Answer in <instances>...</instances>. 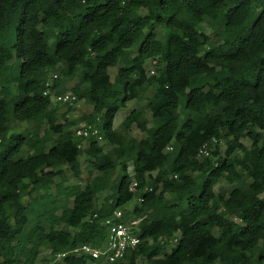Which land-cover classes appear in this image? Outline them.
Instances as JSON below:
<instances>
[{
  "label": "trees",
  "instance_id": "1",
  "mask_svg": "<svg viewBox=\"0 0 264 264\" xmlns=\"http://www.w3.org/2000/svg\"><path fill=\"white\" fill-rule=\"evenodd\" d=\"M50 71L91 110L44 95ZM132 100L152 125L114 126ZM117 209L141 242L107 264H264V0H0V264H102L73 250Z\"/></svg>",
  "mask_w": 264,
  "mask_h": 264
},
{
  "label": "built area",
  "instance_id": "2",
  "mask_svg": "<svg viewBox=\"0 0 264 264\" xmlns=\"http://www.w3.org/2000/svg\"><path fill=\"white\" fill-rule=\"evenodd\" d=\"M154 60V64H156ZM151 74L155 73L152 69ZM58 73L49 74V78L46 82L47 88L44 91V95H52L53 102L56 103H74L79 102L76 94L72 90H67L64 93L57 94L53 89V82L58 77ZM76 134L80 137L88 138L90 135H98L99 130L95 125L88 123H81L76 129ZM218 140L213 138L211 142L205 143L199 150V159L212 155V151L216 148ZM82 146V145H81ZM172 149V147H168ZM138 183L134 180L131 184V190L137 192ZM135 201L141 202V196H136ZM123 210L117 209L113 215L105 219L104 223L107 227V236L105 242L101 246H92L90 244L82 245L73 250L77 254H88L93 258L100 259L102 264L114 263L117 259L123 257L126 250L134 248L141 242L140 236L137 234L136 227L132 223L126 222L122 219ZM171 243L175 242L176 239H170ZM70 252V251H69ZM69 252L58 253L55 255V261H61Z\"/></svg>",
  "mask_w": 264,
  "mask_h": 264
},
{
  "label": "rangeland",
  "instance_id": "3",
  "mask_svg": "<svg viewBox=\"0 0 264 264\" xmlns=\"http://www.w3.org/2000/svg\"><path fill=\"white\" fill-rule=\"evenodd\" d=\"M142 12H143V13H147V10H146V9H143ZM202 28H203V30L206 31L209 35H211V36L213 35L212 30L210 29V27H209L206 23H204V24L202 25ZM161 33H166V32H165V29H161ZM130 52H131V55L134 56V55L137 53V47H135L134 49H132ZM16 60H17V59H16ZM16 60H15V61H16ZM123 64H124V60H120V65H123ZM155 65H156V64H154V60H153V59H150V60L148 61V66H149L150 71H151L152 69H154V70L156 71V66H155ZM55 72H56V71H50L49 74H51V73H55ZM110 72H111V74H112V77L114 78V77H115V73H116V69H115V68H111V69H110ZM76 81H77V80H76ZM76 81H73V82L69 83V84L67 85V89L70 90V88L74 87ZM150 93H151V90H149L148 94H150ZM55 103H56V102H55ZM53 106H54V105H53ZM91 108H92V106H91L89 103H87V102H85V101H83V100H80L77 104H75V109L68 111V117H69V118H77V117H79L83 112H87V111L91 110ZM133 108L143 109V110L145 111L146 116H147L148 119L150 120V125H152V121H153V119H152V114H151V111H150V109H149V107H148V105H147V101H146V100H132V101L128 102L126 106L122 107V108L118 111V113H117V115H116V118H115V121H114L115 127H118V126H119V124L121 123V121L125 118L126 113H129L130 110H132ZM65 111H67V108H66L65 106H60V107H59V110H58V114L64 113ZM61 118H62V117H61ZM60 120L63 121V119H60ZM15 126H16V127L14 128L15 131H23L26 127H28V124L25 123V122H24V123H16ZM78 127H79V126H75V127H73V130L75 131ZM132 134L135 135V136H137V137L145 136L144 133H141L138 129H135V128L132 129ZM102 142H103V141H102ZM243 143H244L245 145H247V146H250V145H251V141H250L248 138H244V139H243ZM219 145H220V151H221V152H224V150H225V148H226V147H225V141H224V140L220 141V142H219ZM81 162H82L83 167L85 168V166H86L87 163H88V159H87L85 156H82V158H81ZM85 173H86V170H85ZM85 173H84V175H85ZM83 177H84V176H83ZM71 180H72V179H71ZM231 186H232V185H231L228 181L223 180V181H221L220 183H218V184L215 186V190H216V191L228 190ZM108 193H110V191H107V192H103V193H101V194H100V199L102 200V199H103ZM136 203H137V202H136L135 200L132 201L131 203L128 204V208H129V209H132V208L135 206ZM42 254H43L44 256H45V255L49 256V253H47V252H44V253H42ZM39 264H41V263H39ZM140 264H149V263L146 262L145 260H141V261H140ZM219 264H220V263H219Z\"/></svg>",
  "mask_w": 264,
  "mask_h": 264
},
{
  "label": "crops",
  "instance_id": "4",
  "mask_svg": "<svg viewBox=\"0 0 264 264\" xmlns=\"http://www.w3.org/2000/svg\"><path fill=\"white\" fill-rule=\"evenodd\" d=\"M128 114H129V113H126V116H127ZM126 116H125V117H126ZM122 121H123V120H122ZM122 121H121V122H122ZM114 126H115V124H114Z\"/></svg>",
  "mask_w": 264,
  "mask_h": 264
}]
</instances>
